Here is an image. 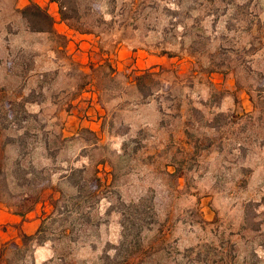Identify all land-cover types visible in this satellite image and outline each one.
Here are the masks:
<instances>
[{
  "label": "rangeland",
  "instance_id": "374dc122",
  "mask_svg": "<svg viewBox=\"0 0 264 264\" xmlns=\"http://www.w3.org/2000/svg\"><path fill=\"white\" fill-rule=\"evenodd\" d=\"M31 3L0 0V201L48 205L4 262L264 264V0H78L70 22L56 3L51 33Z\"/></svg>",
  "mask_w": 264,
  "mask_h": 264
},
{
  "label": "crops",
  "instance_id": "0c3cea01",
  "mask_svg": "<svg viewBox=\"0 0 264 264\" xmlns=\"http://www.w3.org/2000/svg\"><path fill=\"white\" fill-rule=\"evenodd\" d=\"M40 5V7H50V9H57L55 2L51 0H35ZM71 33V35H69ZM69 33L65 34L67 37L73 39V42L76 43L81 49L91 48L93 40H91V35H78L69 29ZM88 39V40H87ZM95 96V95H93ZM89 98H78L73 102L74 105H78L79 109H82L81 116L85 117V121L81 119L82 127L98 126L101 128V124L98 119L99 116L105 114L104 110L97 105V100L93 98L90 101ZM84 99V100H82ZM89 99V100H87ZM76 112H79L77 109ZM95 116V117H94ZM102 119H100V122ZM69 132L71 135H74L80 124H73ZM48 202L37 201L36 205L32 207L31 210L26 211H17L16 207L6 205L4 202L0 201V264H6L4 262V257L8 253L9 247L15 245L20 247L23 245V238L25 237H35L39 232L42 226V215L46 211ZM43 211V212H42ZM38 248H41L40 246ZM46 249L41 248L37 251L39 255L44 254Z\"/></svg>",
  "mask_w": 264,
  "mask_h": 264
},
{
  "label": "trees",
  "instance_id": "16d2710c",
  "mask_svg": "<svg viewBox=\"0 0 264 264\" xmlns=\"http://www.w3.org/2000/svg\"><path fill=\"white\" fill-rule=\"evenodd\" d=\"M53 2L59 5L61 19L65 22L80 21V9L78 7V0H53ZM22 16L28 21L30 28L33 32H47L51 33L54 28L53 17L42 7L35 3H31L24 7L21 11ZM152 72H144L136 77V85L138 90L143 94L144 81L147 77L152 76ZM31 240L32 237H25ZM214 247V257L217 256L218 246ZM202 247L201 245L193 248H189L185 251L184 257L189 259L190 264H211L210 254L207 253L202 258ZM216 263V260H214Z\"/></svg>",
  "mask_w": 264,
  "mask_h": 264
}]
</instances>
